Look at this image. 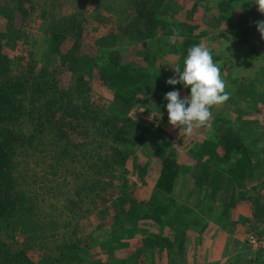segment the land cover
Instances as JSON below:
<instances>
[{"label": "trees", "instance_id": "trees-1", "mask_svg": "<svg viewBox=\"0 0 264 264\" xmlns=\"http://www.w3.org/2000/svg\"><path fill=\"white\" fill-rule=\"evenodd\" d=\"M182 1L184 0H126L130 11L126 20H130L127 29L132 33L135 29L142 44V52L134 61L124 58L123 49L117 47L124 27L119 29V33L108 35L106 41L109 39V46L102 47L98 41L100 43L84 48L82 42H79V39H83L80 36L84 33V25L74 23L71 27H63L62 31L53 30L51 47L43 54V62L34 64L33 72L22 74L18 69H14L15 61L4 52L3 47V39L8 31L6 25L15 32V38L20 31L15 29L12 14L9 12L7 16H3V13L10 4L16 6L17 12L26 13L29 2L0 0V264H82V260H79L81 241L76 240L80 235V225L65 221L64 214L81 213L80 218H83L87 214V211L82 214L83 206L92 207L99 200L106 205L112 201L115 193L121 188L117 179V167L124 166L122 160L127 157V151H133L144 141L142 136L137 135L138 131L145 130L146 127L140 128V121L133 116L136 104L149 94L164 98L167 92L183 87L182 84L168 85L166 81L173 76L178 78L176 66L183 70L188 49L201 44L195 35L196 28L193 33L185 35L181 34L180 30L176 32L178 25L167 24L160 34L157 28L159 20L179 14ZM233 1L219 0L211 4L212 15L219 17L218 20L213 18L212 22L215 24L224 20L231 29V32L219 30L217 35L219 41L227 40L232 43L226 51L227 53L229 49L228 56H218L220 47L218 53L211 51L215 62H222L223 58L228 60L222 70V77L229 76L236 63L240 65L241 62L249 61L254 54H261L260 46L264 47L260 32L254 33L257 32L254 31L256 28L246 26L244 21L236 28L233 26V18L238 8L235 9V5L249 0ZM248 5L255 11V4L253 7L250 3ZM246 10L248 9H243ZM179 25L186 28L187 23L180 22ZM68 35L74 43L65 47ZM172 37L180 39L177 46L171 45L169 39ZM212 46L218 49L215 44ZM236 51L239 58L234 57ZM170 54L176 56L171 58V61L168 57ZM225 78V83L229 82ZM69 80L75 83L73 90L64 86ZM98 81L110 92V104L118 108L123 115L127 114V117L122 119L117 114L112 117L104 116L100 107L93 108L90 104L77 101L80 99L78 95L83 94L85 87L91 89L93 83ZM242 83L235 96L234 91L230 92L225 106L228 114H236V119L233 118L235 121L230 120L232 114L226 116L225 111L219 114L216 112L210 124L194 127L199 133L202 127L209 128V132L214 133L204 137L205 145L202 144V148L205 147L208 151V159L205 162L198 160L193 166L192 174L203 177L202 186H196L200 195L198 204L205 207L203 216L219 222L231 238L235 235L237 227V222L232 220V212L237 204L245 199L251 183H255L259 178V156L255 151H251L252 144L255 143L251 139L256 138L259 143L264 140V119L246 113V109L239 106L236 100L241 98L249 102L250 88ZM214 109V106L211 107L212 114L215 113ZM246 116L253 119L246 121ZM242 120L244 125H249L243 135L236 127ZM257 130L258 134L252 133ZM188 140L190 142L193 138ZM168 141H162L166 148ZM52 145L56 150L60 149V154L56 166L49 167V176L56 175L65 179L67 175H73L75 184L71 188L59 189L60 183L53 182L54 179L49 177L41 180L52 185L39 188L43 182L38 183L39 174L35 173L37 166L33 167L32 160L37 153L43 154L47 147ZM69 159L80 163L84 172L74 175L71 170L57 168L60 161ZM28 162L29 171L25 168ZM182 164V160L179 161L168 152H155L152 155L151 160L144 166V172H148L149 180L145 182L154 184V199L139 202L133 198L132 205L112 215L110 223L115 224V221L122 220L120 238L129 235L125 230L126 226H136L138 221L145 219L158 223L163 230H173L178 236L174 238H179L181 228L173 229L172 226L176 225L179 219H183L179 210L184 206L179 209L177 204L173 203L169 208L160 200L169 199L165 194L173 192L182 173ZM28 176L32 180L30 185ZM228 181L232 185L231 191H225L227 196L219 208H216L213 205V199H216L218 193L216 189L227 186ZM260 185L258 188L261 191L264 185ZM206 186L207 190L201 191V188ZM37 189L53 190L54 194H49V201L60 199L66 204L62 218L40 209L38 196L34 193ZM105 194L107 196L104 197ZM136 202L139 205L135 204ZM154 209L160 213L155 215ZM257 212L260 214L258 210ZM260 217L263 218L262 215ZM200 222L201 219L198 224ZM206 228L205 223L200 230ZM20 237L22 242L19 241ZM165 242L168 240L160 235L143 238L144 247L151 246L154 249ZM151 251L153 253L156 250ZM143 252L146 253L147 250H138V253L144 254ZM35 253L42 254L39 262L33 260ZM118 260L126 263L124 258ZM223 264L244 262L242 263L240 258H234Z\"/></svg>", "mask_w": 264, "mask_h": 264}, {"label": "rangeland", "instance_id": "rangeland-1", "mask_svg": "<svg viewBox=\"0 0 264 264\" xmlns=\"http://www.w3.org/2000/svg\"><path fill=\"white\" fill-rule=\"evenodd\" d=\"M217 1L219 0L182 1L179 14L172 18L165 17L166 20L161 19L158 21L159 24L157 28L159 29V34L167 24L178 25L176 26V32H179L180 30V32H182L181 34L184 33V35L193 33V29L196 28L195 35L202 44L208 47L212 52L216 53L219 52L220 47V54H218V56H228L229 49L227 53L226 51L232 43L227 40L219 41L217 35L219 30L231 32L230 26H227L226 21L224 20H219L220 22H215V24L212 22L213 18L216 20L219 19L217 15H212L213 10L211 8V4ZM235 1L236 0H234L233 3ZM28 2L29 9L26 13L23 11L17 12L16 6L12 4H10L3 13V16H7L9 12L12 14L15 22V29L20 31L17 35L18 37L15 38V32L12 28L6 25L8 31L5 34L6 37L3 39V47L4 52L15 61L14 69H18L22 74L33 72L32 66L43 62V54L51 47L50 42L53 39L51 36L53 30L59 32L66 27H71L74 23L84 25V33L80 36L83 39H79V42H82L84 48L88 47L90 44L93 45L98 41L101 42L100 45L102 47L109 46V39L106 41L108 35L119 33V29L124 27L120 34L121 39L119 38L117 44L118 48L123 49L124 58L134 61L142 52V44L140 43V38H138L137 32L134 29L132 30L134 33H132L127 29L130 20H126L129 18L128 14L130 15V11L127 7L126 0H28ZM249 3L252 4V7L253 4L256 5V8L254 9L255 11H253V8L249 7ZM237 5L238 6L235 5V9L238 8L235 11V17L233 18V26L236 28L244 21L243 24H246V26L256 28L254 31L257 32L254 33L258 34L259 31L257 24L260 21H264V12L260 10L256 0L239 2ZM244 7L248 10L243 11V9H245ZM180 22H186V28L180 27ZM61 33L64 34V32ZM68 36V40L65 42V47L74 43L71 36ZM260 37H263L262 39L264 40V36H261V33ZM169 40L170 42L174 40L175 43L171 42V45L177 46V42L180 39L172 37ZM213 44H215L218 49L213 47ZM257 46L259 47V45H256V47ZM260 49L262 50L261 54H254L249 61L241 62L240 65L236 63L233 70L230 72V75L222 78L224 79L226 77L225 79L229 80V82L226 83V91L228 94L234 91L235 96L237 89L242 82L250 88L248 90L250 91L248 97L249 102L247 103L241 98H237L238 105L243 106L246 109V113L254 114L255 118L263 120L264 47L260 46ZM237 56H239V53L236 51L234 57L236 58ZM168 57H170L169 60L171 61V58L176 56L170 54ZM245 60L246 59H244V61ZM218 63L222 73L224 65H226V63L228 64V60L223 58L222 62ZM73 84L75 83H72V80H69L64 86L73 90ZM90 88L91 89L85 87L82 90L83 94H80V96L78 95V98L80 99H77V101L79 103L90 104L93 108H96L97 106L100 107V111L104 116L112 117L117 114L120 115V118L122 119L128 116L127 114L123 115L118 108H115L110 104L112 96L110 92L102 86L100 81L93 83ZM179 91L181 93V98L187 97L190 93V89L185 88L184 86L181 87ZM167 103L168 102L164 98L149 94L144 98H141L136 104L133 116L140 121V128L143 129L146 127L145 130L138 131L137 135L142 136L144 141L141 142L140 146L135 147L133 151H129L130 153L127 151V157L122 160L124 166L121 168L119 166L117 167L116 171L119 174L117 179H119L118 183L121 188L115 193L113 197L114 199L111 197L112 201H109L107 205L102 200H99L95 202L92 207L83 206L82 214H86V211L87 214L90 212L83 218H80L81 213L77 215H73V213L72 215L69 213L64 214L66 216H64L65 221L72 225H80V235L76 237V240L81 241V255L79 260H82V264H123L118 258H124V261L126 262L124 264H223L231 259L240 258L244 264H264V237L261 236L263 235L262 231L264 225L260 217V215L264 217V207L262 206V203L264 202V192L260 194L262 190L260 191L258 188L261 184L257 182L259 178L256 179L255 187H251L252 185L250 186L251 189L246 193L245 199L237 204V207L242 206L244 209L245 206H247L246 209L248 214L253 212L255 224L251 225L249 229L242 231L241 234L237 236V239L228 236L226 250H223V252H221V250H206L204 249L206 246L198 250L201 238L197 237L198 239L192 240L186 238V233H190L192 228L199 225L198 222L201 219L199 216L206 212L205 207H201V205L198 204L200 195L197 193L198 185L202 186L203 177H198L197 174H192V171L194 164L198 160L205 162L208 159V151L205 150V147L202 148V144L205 145L204 137L212 136L214 133L209 132V128L202 127L201 133L198 132L199 130L193 129L191 134H187L182 127L178 128L179 126L175 127L171 125L169 123L166 108ZM226 105L227 102L220 105H214L215 113L212 114L211 120L215 117L216 112L219 114V112L225 111L226 116L232 114H228L225 107ZM235 115V113L232 114L233 117L230 118L231 121H235L233 119H236ZM244 119L250 121L253 117L246 116ZM236 127L239 130V133L243 135L249 125H244L242 120ZM258 132L259 131L257 130L252 133L258 134ZM190 138H193V140H190L189 142L188 139ZM163 140H169L167 148L163 144ZM251 141L255 142L252 144L251 151H255L259 156L258 160L260 167L264 170V140L262 143H259L256 138H252ZM166 149L168 151H166ZM46 150L47 151L43 154L37 153L32 160L33 167L37 166L35 173L39 174V177L37 176L38 183L43 182L40 187L37 184V187L41 188L42 186V188H45L52 185L50 183L45 184L46 181L41 180L47 179L48 177L50 179L53 178V182L60 183L59 189L71 188L74 186L75 181L73 175H67L65 179L64 177L59 178L56 175H54L55 177L49 176L48 171L51 172L49 167L51 165L56 166V160L59 159L57 157H59L60 149L56 150L52 145L47 147ZM201 150L205 151L201 152ZM155 152H164V154L165 152H168L169 155L176 156L179 161L182 160L183 162L182 173H180V177L174 186L173 192L169 195L165 194L169 199L160 200L163 201V205H168L169 208H171L170 206H172L171 204L173 203L177 204L179 209L181 206H184L179 210V215H181L183 219H179L176 225L172 226L173 229L181 228L183 238L175 239L174 236L176 232L167 228L163 230L158 226V223L150 219L140 220L136 226H126L125 230L128 231L129 235L120 238L119 233H121L123 229L122 220L119 219L115 221V224H112L110 223L112 222V215L121 212L126 206L129 207L128 205H132L131 201H133V198L139 202L144 199H154L152 194L154 184L152 182H145L146 180H149L147 178L148 172H144V166L151 160L152 155ZM172 153L175 155H172ZM116 160L119 159L116 158ZM211 165L213 166L214 164ZM29 167L28 162V166L25 168L29 171ZM60 167L65 170H71L74 175L78 172H84L81 164L74 163L71 159L60 161L57 168ZM262 169L258 168L259 172ZM195 177H198V180ZM27 181H29L30 185L32 180L29 176L27 177ZM262 185H264V183H262ZM207 188V186L202 187L201 191L205 192ZM58 191L59 190L57 189L56 192ZM52 192L53 190L48 191L47 189H37L34 193L38 196V205L43 212L47 214L51 212L54 216L57 215L56 217L60 216L62 218L66 204L60 199L49 201V194H54ZM216 192H218L216 199H218V203L221 202L220 204H222V200L225 198L224 191L220 189L216 190ZM105 196H107V194H105L104 197ZM120 203L122 204L120 205ZM135 204L139 205L137 202ZM107 209L109 211L106 213L105 211ZM155 212V215L160 213L159 210H155ZM258 223L260 224L258 225ZM72 229L73 228L71 227V230ZM197 229V235H203L206 231H201L199 228ZM155 235L163 236L168 242L163 243V245L161 244L157 249H154L151 246L144 247L143 238H154ZM257 235L259 236L257 237ZM22 240L23 239L20 237L19 241L22 242ZM252 240L256 241V244H253V242H251ZM180 243L182 245L185 243L189 245L184 248ZM206 243L208 245L211 244L208 241H206ZM231 247L232 250H229ZM138 250H147V252H143L144 254H142L138 253ZM151 250L156 251L152 253ZM206 251H211V253L205 254ZM34 255L33 260L39 262L42 254L35 253ZM116 255H118V257Z\"/></svg>", "mask_w": 264, "mask_h": 264}, {"label": "clouds", "instance_id": "clouds-1", "mask_svg": "<svg viewBox=\"0 0 264 264\" xmlns=\"http://www.w3.org/2000/svg\"><path fill=\"white\" fill-rule=\"evenodd\" d=\"M256 3L264 12V0H256ZM257 28L264 36V21L258 22ZM171 42L175 43L174 40ZM175 71L178 78L173 76L166 83L172 86L182 84L190 89V93L185 98H181L178 89L165 94L169 123L191 134L194 127L210 124L211 107L226 102L229 94L219 63L214 61L213 53L202 43L188 49L183 70L176 66Z\"/></svg>", "mask_w": 264, "mask_h": 264}, {"label": "crops", "instance_id": "crops-1", "mask_svg": "<svg viewBox=\"0 0 264 264\" xmlns=\"http://www.w3.org/2000/svg\"><path fill=\"white\" fill-rule=\"evenodd\" d=\"M260 169H262V167H260ZM263 173H264V170L263 169L260 170V172H259V180L257 182L264 183V175H263ZM226 185L227 186L224 185V187H222V190L224 192L225 191H231V187H232L231 182L228 181V183ZM251 185H252L251 187H255L256 184L255 183H251ZM251 187L248 189V192L250 191ZM218 190H220V189H218ZM262 192H264V189H262V191L260 193H262ZM224 196H226V195L224 194ZM220 203H218V199H213V205L216 208H219L218 206L221 205ZM262 206L264 207V202L262 203ZM246 207L247 206H245V209H244L242 206H238L232 212V220L238 222L237 223V227H236L235 235L232 237L233 239H237V236H239L242 231H245V230L249 229V227H251V225L255 224V221L253 219V212H251V214H248ZM200 216H202L201 217V222L199 224V227H197V226L196 227L199 228V230H200L202 225H204L206 223L207 224V228H206L205 233L203 235H197L196 234V230H198V229L196 227H194V228L191 229L192 231L190 233L189 232L186 233V235H187L186 238H188L190 240L201 238V242H199V245H198L199 249L197 248L198 250L204 248L205 246L206 247L204 249H206V250H218V251L221 250V252H223V250H226V246H227L226 243H227V238H228L229 235L219 225V222H216V221L211 220V219H206L203 215H200ZM262 221H263V225H264V217L262 218ZM259 224L260 223H258V225ZM262 232H263V235H261V236L264 237V226H263V231ZM175 237H178V236H176V234H175ZM181 238H183L182 234L179 235V239H181ZM206 241L210 242L211 244L208 245L206 243ZM188 245L189 244L185 243L184 245H182V247L186 248ZM232 247L229 250H232ZM209 253H211V251H206L205 254H209Z\"/></svg>", "mask_w": 264, "mask_h": 264}, {"label": "built area", "instance_id": "built-area-1", "mask_svg": "<svg viewBox=\"0 0 264 264\" xmlns=\"http://www.w3.org/2000/svg\"><path fill=\"white\" fill-rule=\"evenodd\" d=\"M251 242H253V244H256V243H255L256 241H254V240H252Z\"/></svg>", "mask_w": 264, "mask_h": 264}]
</instances>
